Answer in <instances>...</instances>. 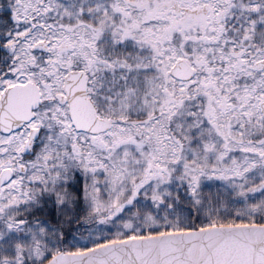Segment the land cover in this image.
Here are the masks:
<instances>
[{
    "label": "snow or ice",
    "instance_id": "1",
    "mask_svg": "<svg viewBox=\"0 0 264 264\" xmlns=\"http://www.w3.org/2000/svg\"><path fill=\"white\" fill-rule=\"evenodd\" d=\"M0 264H264V0H0Z\"/></svg>",
    "mask_w": 264,
    "mask_h": 264
}]
</instances>
